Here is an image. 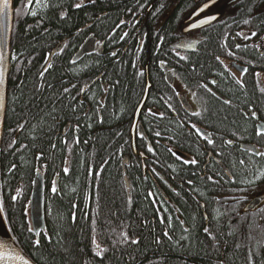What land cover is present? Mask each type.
Returning a JSON list of instances; mask_svg holds the SVG:
<instances>
[{"label": "trees", "instance_id": "obj_1", "mask_svg": "<svg viewBox=\"0 0 264 264\" xmlns=\"http://www.w3.org/2000/svg\"><path fill=\"white\" fill-rule=\"evenodd\" d=\"M78 1L46 0L50 6L45 8L36 5L35 0L30 6L28 0H13L11 54L18 58L11 61L8 76L7 108L0 147V201L15 242L36 264H82L84 260L88 264H213L220 256L223 244L228 247L227 256L236 254L235 260H242L244 256L237 252L236 245H242L243 238L237 235L235 239L225 234L220 219L210 222L215 240L203 232L205 221L193 195L199 200L208 198L209 185L205 180L194 177L193 185L185 184L179 188L184 200L177 195L178 192L169 195L174 202L166 205L170 212H164V223L157 214L158 210L166 208L157 202V198L153 203L148 195V191L155 188L145 184L139 187L134 182L131 195H127L121 181L118 154L124 140L116 143L108 128L121 112L134 111L133 104L140 97V82L133 73V59L116 61L111 56L90 54L74 62L73 56L87 31L100 32L105 38L113 28V21L125 13V6L131 5L132 1L97 0L81 9L71 7ZM247 3L252 6L257 0H247ZM33 10L37 12L36 16L31 15ZM61 12L67 15L61 18ZM241 16L245 21H261V34L264 35L262 17H254L246 6ZM61 41H66L63 52L48 57L53 67L40 78L38 74L46 64L47 54L52 53ZM212 41L211 48L216 50V40ZM210 53L207 51L204 57ZM212 65L206 60L195 62L196 69L201 70L208 71ZM40 83L44 87L38 91ZM64 88L69 92L64 93ZM81 88H84L83 92ZM238 96L243 97L239 102L252 103L264 110V98L255 94L253 86L249 87L248 93L242 92ZM72 97L76 99L72 100ZM53 101H57L55 111ZM100 101L104 106L99 109L100 117H103L99 125L96 113ZM211 107L214 114L216 110L224 111L221 115L227 116V123L237 116L235 110L224 104L211 103ZM25 120L24 129L17 131L18 123ZM94 120L97 127H105V131L95 136L87 127ZM77 123L84 136L83 145L80 140L78 144L74 142L76 137L71 130L62 135L63 128L67 125L75 128ZM147 128L151 129L148 124ZM161 128L165 129V134L174 135L170 141L174 148L193 154L188 151L191 144L196 143L194 138L174 124ZM13 139L15 144H12ZM157 152L168 151L161 146ZM66 167L69 169L67 173L64 172ZM37 170L43 174L45 210V230L39 233V246L34 243L37 241L34 232L28 231L32 227L29 200ZM178 174L182 180H189L187 173L178 171ZM53 182L56 192L52 191ZM211 190L216 191L213 186ZM184 225L188 230L183 228ZM165 230L171 239L163 235ZM124 231L129 237L139 239L140 244L118 243L120 233ZM93 235L102 247L108 249L102 259L94 257ZM157 237L161 240L159 245L154 243ZM258 243L263 244L256 240L251 244Z\"/></svg>", "mask_w": 264, "mask_h": 264}, {"label": "flooded vegetation", "instance_id": "obj_2", "mask_svg": "<svg viewBox=\"0 0 264 264\" xmlns=\"http://www.w3.org/2000/svg\"><path fill=\"white\" fill-rule=\"evenodd\" d=\"M131 1V5L125 6V13L113 21V28L105 38L101 37L100 32L87 31L85 39L74 53L75 56L85 41L92 39L93 49L85 56H111L116 61L123 59L125 62L133 59V73L140 82V97L133 104L134 111L129 109L121 112L108 128L110 134L115 136L116 143L124 140L123 147L118 148V154L121 159V175L122 162L127 161L125 172L130 195L135 183L139 187L145 184L155 188L148 193L152 192L154 195L150 198H157V202L166 208L159 211L156 207L158 218H161L164 212H170L166 205H173L170 202L174 201L169 195L188 184V180L180 178L178 171L187 173V179L193 183L194 177L205 180L209 185L208 198L199 200L193 195L201 208L205 226L210 228L211 220L218 218L223 222L225 234L233 238H237V235L243 238V244L236 245L239 250L237 252L244 256L242 260H235L236 254L229 255L231 259H228V247L223 244L220 256L213 264H221V261L222 264H249L250 253L254 264H264V200L247 209L253 200L264 195V177L257 179V176L264 172V156L255 154L256 151L264 152V136L255 135L256 126L264 123V110L252 103L239 102L243 97L238 96L242 92L248 93L249 87L253 86L255 94L264 98V92L260 91L264 88V47L256 46L264 39L260 28L262 24L256 19L245 23L241 16L246 6L248 11L254 13V17L264 19V0H257L252 6L247 0ZM204 3L209 6L201 11ZM90 4L93 3L84 0V6ZM210 16L216 19L201 23ZM121 21L124 23L121 24ZM116 25H120L119 28H116ZM252 32L257 35L251 36ZM124 33L128 35L121 40L120 37ZM213 39L217 43L216 50L211 48ZM60 44V48H64L66 41H61ZM207 51L211 53L204 57ZM113 52L116 53L115 56L112 55ZM216 57L220 59L217 60ZM201 60L213 63L210 70L196 69L195 62ZM161 61L164 63L161 64ZM243 68L248 69L246 74L242 72ZM256 73L261 75L257 77ZM237 80L243 81L244 87H241ZM202 85H207L212 91L209 92ZM146 90V100L133 128L136 110ZM193 93L196 95L193 96ZM80 100L84 101L82 97ZM211 103L224 104L235 110L237 116L227 123V116L221 115L224 111L216 110L214 114ZM149 108L156 115L150 114ZM251 110L257 111V118L253 119L247 114ZM91 111L94 115L93 107ZM194 112H200V115L194 116ZM159 113H163V117ZM96 116L99 117L98 124H102L99 111ZM147 124L151 129L147 128ZM167 124H174L194 138L196 143L191 144L192 148L188 151L193 154L176 149L170 144L174 135L172 137L165 134V129L161 128ZM193 124L202 131L211 133L210 138L215 141V145H209L201 139L191 127ZM97 126L96 120L87 124L93 136L105 131V127ZM70 130L83 145L84 136L80 134V126L77 130L76 127L67 125L63 128L62 135H66ZM138 130L144 132L143 138L138 135ZM157 131L161 132L160 137L155 136ZM228 139L234 143L224 144ZM148 145L155 151L148 152ZM161 146L172 148L178 156L184 158L195 156L198 164L184 165L169 152H157ZM241 160L245 161L243 165L240 164ZM152 169H155V172ZM209 176L213 179H207ZM121 181L126 190L123 176ZM211 185L215 192H212ZM178 193L184 200L181 193ZM179 220L183 221L180 217ZM183 228L188 230L185 225ZM254 240L263 244H251Z\"/></svg>", "mask_w": 264, "mask_h": 264}, {"label": "snow or ice", "instance_id": "obj_3", "mask_svg": "<svg viewBox=\"0 0 264 264\" xmlns=\"http://www.w3.org/2000/svg\"><path fill=\"white\" fill-rule=\"evenodd\" d=\"M37 4H39L41 7H49L50 5L46 2V0H36ZM89 2H92L94 3L95 0H89ZM33 3V0H28V6H30L31 4ZM84 6V0H80V2L78 3H74L71 5V7H74L76 9H81L82 7ZM208 3H204L201 7V11H203L204 9H206L208 7ZM9 8V0H3L2 4H0V13H3L4 15H7V10ZM31 15L32 16H36L37 15V12L35 10H33L31 12ZM67 15L66 12H61L60 13V16L61 18H64L65 16ZM216 19V17L214 16H210L208 17L206 20L204 21H201V23H209L210 21ZM124 21H121V24H123ZM245 23H248V21H245ZM120 25H116V28H119ZM128 35V33H124L120 39L123 40L126 36ZM257 33L255 32H252L251 33V36H256ZM257 47H264V39H262L260 41L259 44L256 45ZM237 47H240V45H237ZM63 48H60L59 51L60 52H63ZM55 53H48L47 54V57H46V64L45 66L42 68V70L39 72L38 76L40 78H43L45 76V74L53 67V64L51 62L50 59H48V57L54 55ZM113 56L116 55L115 52L112 53ZM229 55H234L233 53H229ZM18 57L15 55V54H12L11 55V60H16ZM6 56H5V53H4V50L3 48H0V110L4 109L5 107V103H4V100H5V90H4V85H5V79H6V73H7V68L5 67V60H6ZM217 60L220 59V57H216ZM31 62V61H29ZM161 64L164 63V61H161L160 62ZM242 72L243 73H247L248 72V69L247 68H243L242 69ZM261 74L260 73H256V76L259 77ZM212 83H216V81H212ZM237 83L240 84L241 87H244V84H243V81H240V80H237ZM44 87V84L43 83H40L37 85V90H41L43 89ZM48 87H52V85H48ZM75 87V85H73V88ZM202 87L204 88H207L209 92H211L212 90L210 88H208L207 85H202ZM81 92L84 91V88H81L80 89ZM261 92H264V88H261L260 89ZM63 92L64 93H68L69 92V89L68 88H64L63 89ZM193 96H195L196 94L193 93L192 94ZM72 100H75L76 97H72L71 98ZM57 101H53V110L55 111V103ZM225 103H231V101H225ZM47 106V105H46ZM104 105H103V101H100L98 102L97 104V112L99 111L100 108H102ZM72 111L73 113L76 112V108L73 107L72 108ZM148 112L152 115H156V113L153 112V110L151 108L148 109ZM248 115H250L253 119L257 118L258 116V113L257 111L255 110H251L249 113H247ZM48 115H51V113H48ZM159 115L161 117H163V113H159ZM194 116H199L200 115V112H194L193 113ZM53 119L55 120L56 117H53ZM100 120L102 121L103 120V117H100ZM27 123V121L25 120L23 123H18V126H17V131L18 130H22L24 129L25 127V124ZM90 126V125H89ZM75 127L77 128V130L79 129V124L77 123L75 125ZM191 127L195 130V133L203 140H205L207 142V144L209 145H215V141L210 138L211 137V133H207L205 131H202L200 128H198L195 124L191 125ZM138 135L143 138L144 137V132L142 130H138ZM255 135L260 137V136H264V123H261V124H258L256 126V130H255ZM155 136L156 137H160L161 136V132L157 131L155 132ZM74 142L75 143H79V138L76 137L74 139ZM16 143V140L13 139L12 140V144H15ZM65 143H67V140L65 141ZM234 143L233 140L231 139H228V140H225L224 141V144L226 145H232ZM11 146V145H10ZM53 147H55V145H53ZM147 151L148 152H154L155 150L153 149V147L151 145H148V148H147ZM167 151L169 153H171L173 156H176L177 159L181 160L182 163L184 165H197L198 164V160L196 159L195 156L191 157V158H184L182 156H178V154L172 149V148H167ZM256 155L258 156H264V152H260V151H256L255 152ZM245 163V161L241 160L240 161V164L243 165ZM12 167H15V165H13ZM69 171V169L66 167L64 168V172L67 173ZM153 172H155V169H152ZM261 177H264V172H261L259 176H257V179H260ZM145 179H147V177H145ZM207 179L209 180H212L213 178L211 176L207 177ZM187 183L189 185H192L193 181L192 180H188ZM52 191L53 192H56L57 189L55 187V182H53V187H52ZM149 196H153L154 194L152 192H149L148 193ZM177 195H179V193H177ZM12 199H16V197H12ZM156 201L153 200V203H155ZM129 203H131V198L129 197ZM4 212V207H3V203L2 201H0V214H2ZM73 220H75V216H73ZM160 222L161 223H164L165 220L163 217H161L160 219ZM169 224L171 223V218L169 217V220H168ZM181 223H183V221H181ZM93 224H95V220H93ZM34 228L33 227H29L28 228V231H33ZM93 231L95 232V228H93ZM203 232L206 233L211 239L215 240V235L213 234V232L211 231V229L209 227H204L203 228ZM39 234V233H37ZM163 235L165 237H168L169 239H171V236L169 235V232L167 230L164 231ZM120 236H121V239L118 241V243L120 244H132V245H139L140 244V240L139 239H133L131 237H129L128 233L126 231L124 232H121L120 233ZM14 239V238H13ZM49 240L51 239V237L48 238ZM182 239H186V237H182ZM92 245H94V248H93V253H94V257H99V258H103L105 253L108 251L107 248L105 247H102L98 242H97V239H96V236L93 235L92 237ZM36 246H39L40 244V241L37 240L34 242ZM154 243H156L157 245H159L161 243V240L159 237L156 238V240L154 241ZM7 245L4 243V242H0V248H6ZM0 255H3V254H0ZM16 259L22 261V264H31V261L26 259L23 255H20V254H17ZM82 264H88V261L87 260H84L82 261ZM221 264H222V261H221ZM249 264H254L253 262V257L251 255V253L249 254Z\"/></svg>", "mask_w": 264, "mask_h": 264}, {"label": "water", "instance_id": "obj_4", "mask_svg": "<svg viewBox=\"0 0 264 264\" xmlns=\"http://www.w3.org/2000/svg\"><path fill=\"white\" fill-rule=\"evenodd\" d=\"M3 0H0V4H2ZM12 26H13V0H9V8L7 10V15L0 13V48H3L6 60H5V67L7 68L6 79H5V107L4 109L0 110V146L2 142V136L4 131V124H5V116H6V108H7V96H8V76H9V69H10V45H11V35H12ZM94 46V41L92 39H87L85 43L80 47L78 52L75 54L73 60L74 62L80 61L85 55L89 54ZM61 44L57 46L52 53L59 51ZM53 56V55H52ZM169 78V77H168ZM147 97V90L143 96V99L136 110V120L133 123V128L137 121V116L140 112V109L145 102ZM127 161L124 160L122 162V176L126 186L127 195L130 196V186L127 179V175L125 172V166ZM56 184L57 178H56ZM262 200H264V195L262 198H257L253 200V202L247 207V209H251L254 205H257ZM29 219L31 226L34 228L33 232L38 240L40 231L45 230V210H44V181L43 175L40 171H36L32 181V190L29 200ZM0 242H4L7 247L0 248V264H22V261L16 259V255L20 254L23 255L26 259L31 261V264H36L33 260H31L26 253L22 251V249L17 245L13 237L11 236L10 232L5 227H0Z\"/></svg>", "mask_w": 264, "mask_h": 264}, {"label": "bare ground", "instance_id": "obj_5", "mask_svg": "<svg viewBox=\"0 0 264 264\" xmlns=\"http://www.w3.org/2000/svg\"><path fill=\"white\" fill-rule=\"evenodd\" d=\"M0 227H5V220L3 214H0Z\"/></svg>", "mask_w": 264, "mask_h": 264}]
</instances>
